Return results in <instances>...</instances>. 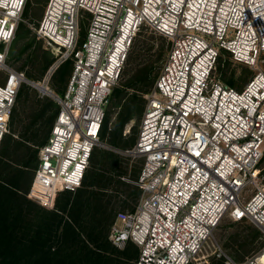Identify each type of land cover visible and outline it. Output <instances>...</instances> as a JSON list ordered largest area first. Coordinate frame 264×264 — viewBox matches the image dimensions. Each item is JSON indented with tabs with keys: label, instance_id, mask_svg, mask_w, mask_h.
I'll return each instance as SVG.
<instances>
[{
	"label": "built area",
	"instance_id": "2783aa9c",
	"mask_svg": "<svg viewBox=\"0 0 264 264\" xmlns=\"http://www.w3.org/2000/svg\"><path fill=\"white\" fill-rule=\"evenodd\" d=\"M25 3L0 0V71L7 72L0 83V145L25 78L6 63ZM85 14L89 25L80 40ZM143 25L171 46L127 149L142 158V195L133 210L116 214L109 236L119 247L137 244L135 264H188L226 216L246 218L264 233V184L246 194L264 154V72L242 89L214 75L222 49L248 65L264 54V0H48L36 28L57 57L48 74L68 58L74 67L64 94L54 92L59 111L39 148L29 195L54 208L61 191L81 185ZM226 262L264 264V243L244 260Z\"/></svg>",
	"mask_w": 264,
	"mask_h": 264
},
{
	"label": "trees",
	"instance_id": "16d2710c",
	"mask_svg": "<svg viewBox=\"0 0 264 264\" xmlns=\"http://www.w3.org/2000/svg\"><path fill=\"white\" fill-rule=\"evenodd\" d=\"M85 17L88 18V14H85L83 19ZM21 26L22 24L18 27ZM24 34L29 35L30 29L25 28ZM83 36L84 39L86 33L83 32ZM32 46L33 43L28 42L20 49L19 54L30 50L29 60L35 63L38 57L37 49L32 50ZM224 50L226 51H221ZM45 52L48 56L46 55L41 65L40 74L28 72L29 78H41L53 62L54 56L49 51ZM221 55L220 52L217 58L219 63L222 61ZM63 63L59 65L57 72L60 74V80L66 81L71 70L68 63ZM150 72L144 69L137 81L130 84L133 90L129 92L130 95L123 104L114 126L111 125L108 114H105L101 140L109 139L112 145L123 149L131 148L135 144L136 138L124 139L123 128L130 120L140 119L141 123L144 104L139 103L142 98L139 92L142 89L137 83L151 86L155 80L151 78ZM158 75L159 72L156 79ZM222 81L234 87L232 76L223 78ZM32 91L30 85L21 83L16 95L17 102L24 103ZM122 91V88L115 87L111 96L119 95ZM36 99L30 124L25 127L30 136L17 139L12 133L4 135L0 145V264H135L139 247L128 241L124 248L119 249L110 239V228L116 216V208L113 200L106 198V191L102 189L104 186H100L101 182L104 183L107 179L102 172L95 169V166L99 167L96 156L94 157L95 148L89 159L91 166L86 168L81 185L75 190L61 191L56 197L53 209L37 205L28 197L34 170L39 162L38 149L48 140L59 111L56 101L39 96ZM15 104L9 120L10 130H14L18 120L22 119L21 110ZM132 129L136 130L135 124ZM110 154L114 158L112 168L117 169L118 156L114 152ZM138 174L139 171L136 176ZM135 191L137 195L141 193L139 185H136ZM135 207L136 205L130 210ZM210 264L225 262L224 259L218 258Z\"/></svg>",
	"mask_w": 264,
	"mask_h": 264
},
{
	"label": "rangeland",
	"instance_id": "374dc122",
	"mask_svg": "<svg viewBox=\"0 0 264 264\" xmlns=\"http://www.w3.org/2000/svg\"><path fill=\"white\" fill-rule=\"evenodd\" d=\"M47 3L48 0H26L21 19L17 25L16 36L8 46L6 63L13 69L23 72L25 77L30 81L44 83L54 92H59V94L63 95L68 86L74 64L72 58L64 60V63L62 62L63 65L68 63L71 70L70 74L66 77V81L60 80V74L57 72L59 66L55 68L51 74H48V70L55 63L57 57L46 42L38 37L36 32V28L44 14ZM19 24H22V26L18 27L20 26ZM88 25V18L85 17L80 23V39H83L84 37L83 32L84 34L87 33ZM25 28L30 29V34H27V36L24 34ZM28 42L33 43L32 50L37 49L38 57L37 62L35 63H32L29 60L30 50L19 54L20 49ZM170 45L171 40L166 35L154 30L149 25L143 26L137 33L133 40V44L129 48L120 76L113 87H120L123 91L119 95L111 96L106 108V115L108 114L110 117V123L112 126H114L116 120H118L122 106L130 95L129 92L133 90L130 84L137 81L144 69L151 71V78H154L156 82V75L158 72L160 73L162 69V63L167 56ZM45 51H49L52 56H54L53 62L41 78H29L27 76L28 72L34 73L35 75L40 74L41 65L43 64L46 55L48 56ZM221 54L222 61L219 63L217 60L214 75L220 80L232 76L235 88H243L258 71L264 72V54L260 55L256 65H248L236 61L227 50L221 51ZM6 78L7 72L5 70L0 71V82L5 81ZM155 82H152L151 86L140 82L137 83L142 89V91L139 92L142 96V98L139 99V103L144 104V109L147 104L148 95L152 92ZM23 83L30 85L33 88V91L24 103H18L16 100V104L21 110L20 117L22 119L18 120L14 130L9 129L8 133L5 134V136H7L12 133L17 139L22 137L27 138L28 135L30 136V134L26 132L25 127L30 124L32 118L31 114L33 113V109L37 102L36 97L38 98L39 96L43 99L50 98L56 101L53 96L44 93L38 86L35 87L25 80L22 81V84ZM41 83H36V85ZM134 124L136 130L132 129ZM139 126L140 119L137 121H128L123 128L122 136L124 139H137ZM35 147L37 148L38 146L35 145ZM127 149L129 148L123 149L112 145L109 139L102 140V143L97 145L94 149V151H96L94 157L96 156V161L99 163V167L95 166V169L102 172L107 179L106 182H101L102 185L100 186H104L102 189L106 191V198H111L113 200L112 203L116 208L114 215L119 211H130V209L138 203L142 195V189L139 195H137L135 191L136 185H138V176H136V172L140 171L139 168L142 164V158L132 157L127 153ZM110 152H114L118 156L119 162L117 169L112 168V160L114 158L111 156ZM89 166H91V162ZM255 176L257 177V182L251 183L246 189V194L249 196L256 190L258 185L264 184V154L255 169ZM28 197L33 199L37 205H41L37 200L30 197L29 192ZM263 243V230L255 223L246 218L233 219L226 216L214 229L203 252L189 264H210L213 260L218 258L224 259L225 264H228L226 262L227 256H230L234 261L239 262L244 260L248 255L259 250ZM134 244L137 245L136 243ZM117 247L119 249L124 248Z\"/></svg>",
	"mask_w": 264,
	"mask_h": 264
},
{
	"label": "water",
	"instance_id": "95a60500",
	"mask_svg": "<svg viewBox=\"0 0 264 264\" xmlns=\"http://www.w3.org/2000/svg\"><path fill=\"white\" fill-rule=\"evenodd\" d=\"M24 80L30 82V83H31L33 86H35V87H37L36 83H41V82L30 81V80L27 79L26 77L24 78ZM42 85H43V87L46 86V85L43 84V83H42ZM46 87H47V86H46ZM39 89H40V88H39ZM40 90L43 91L42 89H40ZM48 91H49V93H46V92H44V91H43V92L46 93V94H48V95L54 96V92H53L52 89H49Z\"/></svg>",
	"mask_w": 264,
	"mask_h": 264
},
{
	"label": "bare ground",
	"instance_id": "6f19581e",
	"mask_svg": "<svg viewBox=\"0 0 264 264\" xmlns=\"http://www.w3.org/2000/svg\"><path fill=\"white\" fill-rule=\"evenodd\" d=\"M40 89H42L44 92H46V93H49V88L48 87H46V86H44L43 87V85H42V83L41 84H39V85H37Z\"/></svg>",
	"mask_w": 264,
	"mask_h": 264
},
{
	"label": "crops",
	"instance_id": "0c3cea01",
	"mask_svg": "<svg viewBox=\"0 0 264 264\" xmlns=\"http://www.w3.org/2000/svg\"><path fill=\"white\" fill-rule=\"evenodd\" d=\"M4 82V81H3ZM0 83H2V82H0ZM54 92V91H53ZM56 93V92H55ZM53 98H54V96H53ZM139 175V174H138Z\"/></svg>",
	"mask_w": 264,
	"mask_h": 264
}]
</instances>
